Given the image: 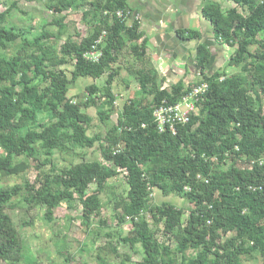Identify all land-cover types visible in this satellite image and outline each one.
<instances>
[{"label":"trees","instance_id":"obj_1","mask_svg":"<svg viewBox=\"0 0 264 264\" xmlns=\"http://www.w3.org/2000/svg\"><path fill=\"white\" fill-rule=\"evenodd\" d=\"M226 1L235 7L222 10L219 4H207L202 14L219 43L233 50L225 66L236 72L228 76L223 68L207 74L209 52L197 47L194 85L206 83L208 89L197 113L188 124L177 126L174 135L157 130L153 111L163 101L174 104L192 86L181 81L161 86L138 22H128L127 0H48L47 9L57 15L87 6L82 20L95 23L86 37L79 42L67 38L59 49L47 39L59 40L65 30L63 17L54 21L57 35L42 32L28 40L21 31L5 27L8 10L0 14V183L19 175L23 163L15 164L17 158L43 157L40 165L53 168L55 155L76 157V151L95 143L110 165L81 157L77 164L39 172L32 184L0 188V264H19L23 252L7 208H42L44 219L52 222L58 205L78 200L82 224L89 231L94 220L105 225L100 196L120 173L128 189L125 196L113 195L116 228L129 221L133 230L124 237L105 236L113 256H118L115 245L121 244L141 248L140 264H264V41L258 40L264 33V0ZM117 12L123 18H117ZM103 32L96 45L100 58L87 60L85 55ZM186 35L199 38L195 32ZM17 40L20 48L11 58L4 57L2 52ZM125 50L138 66L127 70L138 97L123 103L116 123L103 136H89L92 120L81 108L94 107L97 100L113 107L112 87L120 71L113 66ZM102 76L103 88L88 87L85 102L66 97L77 80ZM39 111L49 117L40 130ZM110 113L97 112L100 124ZM90 186L95 187L91 193ZM153 191L189 204L186 220L173 205L155 204ZM159 231L174 241L173 248L158 241ZM104 249L97 248L96 259ZM122 258L120 264L129 260Z\"/></svg>","mask_w":264,"mask_h":264},{"label":"rangeland","instance_id":"obj_2","mask_svg":"<svg viewBox=\"0 0 264 264\" xmlns=\"http://www.w3.org/2000/svg\"><path fill=\"white\" fill-rule=\"evenodd\" d=\"M47 4L48 0H0V14L8 10V14L5 16V27L15 28L21 31L28 40H32L42 32L57 35L58 27L54 21L63 17L62 24L65 30L59 37V40L56 41L53 38L47 39L48 44L57 49H59L67 38H70L73 42H79L81 38L88 35L90 28L95 24L93 21H90L89 18H85L86 20L84 21L82 20L83 12L88 10L87 6L57 15L47 9ZM223 6L225 9L235 7L232 3L230 5L224 4ZM238 11L244 14L240 9H238ZM258 40L264 41V33L258 37ZM20 45L21 43L18 40L10 44L8 48L2 52L4 57L11 58L20 48ZM254 50L255 47L250 48V52ZM232 52V49L226 47V62ZM225 65L223 68L228 76L236 72L234 69H226ZM136 67L138 66L129 52L127 50L123 51L116 64L113 66V68H118L120 70L112 87V93L115 96L113 107L111 108L103 101L97 100L96 106L86 109L81 108V111L87 114L92 120L91 127L88 130L89 136L94 134L103 136L105 129L111 124L116 123L117 115L123 103L138 97L136 81L127 71L130 68ZM67 70L71 72L72 68L67 67ZM105 81L106 76H102L95 81L90 79H79L70 87L66 97L74 103H83L88 98L86 93L87 88L95 86L101 89ZM195 83L196 81L192 80L187 86L191 87ZM164 84L162 82L161 86L165 88H169L170 85H172L171 83ZM99 110L104 112L111 110L109 120L104 122L103 125L100 124L97 116ZM37 113V129L40 130V126L45 125L49 117L42 111ZM76 154L78 155L76 157L55 155L53 159L54 169L50 168L51 165L43 167L40 165L39 162L43 161V157L40 161H33L31 159H25L24 157L17 158L14 160L15 164L23 163L19 175L3 179L0 183V188L14 185L22 186L25 181L32 184L35 182L39 172L47 173L49 169L59 170L64 167V165L70 163L77 164L81 157L86 162H100L106 166L109 165L101 159L98 143H95L90 149L78 150ZM2 157L3 153L0 150V158ZM94 188V186H90L88 192H93ZM107 188L106 192L100 196V201L103 205L100 211V219L105 225H98V223H96L97 221L94 220L95 222L92 224L93 227L89 231L85 230V226L82 224V207L78 200H73L68 203L63 202L58 205L54 210L52 222H47L44 219V209L42 208L27 209V207L20 205L12 209L7 208L6 214L10 217L23 242L22 260L19 264H120L123 256L129 257V260L124 262V264H140L143 252L139 246H136L134 250H130L128 246L121 244L115 245L114 241H112V244L116 247L118 256H113L107 251L108 248L106 243L109 239L105 237L106 235L112 234L113 236L114 233H118V235L124 237L133 230L129 221L120 228H116L117 211L113 209L112 200L113 195H126L128 188L123 173L109 180L107 182ZM152 199L155 204L166 202L180 209L183 212V221L186 220L189 211L192 209V207L182 199L175 196L162 197L156 191L152 192ZM156 238L158 241L164 242L172 248L174 247V241L172 239L168 241L167 237H164L161 231L156 235ZM100 247H105V249L100 253V259H96V250Z\"/></svg>","mask_w":264,"mask_h":264},{"label":"crops","instance_id":"obj_3","mask_svg":"<svg viewBox=\"0 0 264 264\" xmlns=\"http://www.w3.org/2000/svg\"><path fill=\"white\" fill-rule=\"evenodd\" d=\"M127 3L131 10L128 22H138L139 32L146 41V55L163 84L171 83V87L181 81L186 87L192 80L197 82L195 57L199 45L209 52L206 73L223 69L226 47L215 38L211 23L203 17L202 12L207 4H219L222 10H228L223 5H230V2L127 0ZM188 32L197 33L199 38H189L186 35Z\"/></svg>","mask_w":264,"mask_h":264},{"label":"built area","instance_id":"obj_4","mask_svg":"<svg viewBox=\"0 0 264 264\" xmlns=\"http://www.w3.org/2000/svg\"><path fill=\"white\" fill-rule=\"evenodd\" d=\"M117 18H123L121 12L116 13ZM105 33L103 32L95 45L91 47V51L85 55V58L92 62H97L101 56L100 51L96 50V45L102 42ZM208 86L206 83L193 85L187 93L181 96L174 104L162 102L160 106L154 109L153 118L160 133L168 131L175 134L177 126L188 124L190 116L197 113V104L202 99Z\"/></svg>","mask_w":264,"mask_h":264}]
</instances>
